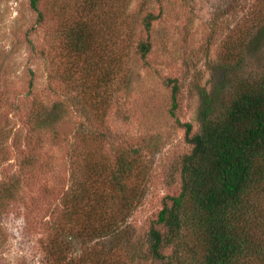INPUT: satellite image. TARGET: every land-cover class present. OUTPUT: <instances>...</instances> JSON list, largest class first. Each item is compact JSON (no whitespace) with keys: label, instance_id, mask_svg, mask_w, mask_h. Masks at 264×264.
Returning <instances> with one entry per match:
<instances>
[{"label":"rangeland","instance_id":"rangeland-1","mask_svg":"<svg viewBox=\"0 0 264 264\" xmlns=\"http://www.w3.org/2000/svg\"><path fill=\"white\" fill-rule=\"evenodd\" d=\"M87 1L41 0L39 22L30 0H0V183L14 189L0 204V264H55L46 249L63 227L73 235L72 264H126L119 251L100 262L114 246L145 251L150 226L162 229L155 221L165 197L180 191L182 156L191 149L182 123L198 130L200 92L226 89L233 49L248 27L264 25V0H101L91 17L93 49L80 60L62 37L85 21ZM148 11L159 16L141 58L135 47L147 36L140 18ZM245 58L244 72L264 73V33ZM79 69L84 91L59 80ZM168 77L178 83L174 116ZM36 104L38 114L59 116L53 128L31 120ZM120 150L136 160L131 183L144 192L112 236L91 237L78 221H63L64 197L73 171L91 179L89 158L110 169Z\"/></svg>","mask_w":264,"mask_h":264},{"label":"trees","instance_id":"trees-1","mask_svg":"<svg viewBox=\"0 0 264 264\" xmlns=\"http://www.w3.org/2000/svg\"><path fill=\"white\" fill-rule=\"evenodd\" d=\"M40 1L30 0L39 22L45 16ZM99 1H87L85 21H76L63 34L64 48L77 59H86L93 49L92 18L98 14ZM158 16L148 11L140 18L147 32L135 47L141 58L150 51L149 31ZM255 28L248 27L247 36L233 49L234 61L227 63L232 75L222 82L226 89L200 92L198 130L190 134L191 123H182L191 149L182 156L180 191L167 195L158 211L155 222L162 229L150 226L145 251L126 253L114 246L106 250L108 256L105 253L100 262L109 263V253L119 251L125 253L126 264H264V73L251 75L242 70L245 51L264 33V25L254 32ZM81 73L85 72L60 73L59 80L84 91L87 83ZM166 84L171 87L169 112L174 116L177 79L168 77ZM37 107L39 104L31 120L37 126L53 128L59 116L45 117L35 112ZM128 152H119L110 169L102 160L89 158V173L85 174L91 179L83 178L81 168L73 171L74 183L63 202L64 222L78 221L79 229L101 239L116 232V226L128 217L144 192L131 183L138 166L135 159L126 157ZM137 152V148L132 151ZM9 187L0 183L1 205L13 197L14 189ZM185 229L192 241L186 239ZM59 234L46 252L55 264H72L73 235L64 227ZM167 248H171L169 253Z\"/></svg>","mask_w":264,"mask_h":264}]
</instances>
